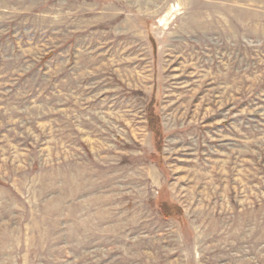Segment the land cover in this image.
<instances>
[{"label": "rangeland", "instance_id": "1", "mask_svg": "<svg viewBox=\"0 0 264 264\" xmlns=\"http://www.w3.org/2000/svg\"><path fill=\"white\" fill-rule=\"evenodd\" d=\"M0 264H264V0H0Z\"/></svg>", "mask_w": 264, "mask_h": 264}]
</instances>
